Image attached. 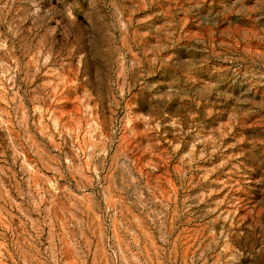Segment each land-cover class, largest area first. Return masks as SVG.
I'll return each mask as SVG.
<instances>
[{"label":"rangeland","instance_id":"rangeland-1","mask_svg":"<svg viewBox=\"0 0 264 264\" xmlns=\"http://www.w3.org/2000/svg\"><path fill=\"white\" fill-rule=\"evenodd\" d=\"M0 264H264V0H0Z\"/></svg>","mask_w":264,"mask_h":264}]
</instances>
